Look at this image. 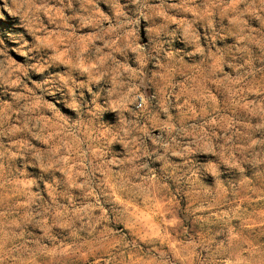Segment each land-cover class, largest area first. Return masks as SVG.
Listing matches in <instances>:
<instances>
[{"label": "clouds", "instance_id": "obj_1", "mask_svg": "<svg viewBox=\"0 0 264 264\" xmlns=\"http://www.w3.org/2000/svg\"><path fill=\"white\" fill-rule=\"evenodd\" d=\"M215 3L208 0L206 7ZM165 9L186 10L167 0H0V20L12 18L19 29L9 34L10 44L0 40V95L9 97L0 107V138H10L7 148L0 142V179L10 173L6 183L21 197L23 210L18 218L0 212V264H69L80 249L60 244L50 229L56 226L91 237L97 220L93 212L104 211L101 199L128 219L150 251H157L174 223L166 218L175 217L174 210L159 207L165 203L161 176L168 174L173 158L183 160L179 167L184 185L194 189L199 181L209 193L225 176L240 182L250 173H264V86L249 100L247 75L231 77L224 72V61L209 62L208 78L226 88L233 115H222L213 106L199 121L190 115L194 109L187 100L179 102V95L173 103L154 104L141 91L138 81L145 77L154 52H164L169 63L179 62L177 57L208 58L194 27L205 17L196 11L192 20L172 19ZM227 14L235 17L231 23L244 35L245 17L264 21V0H230ZM212 27L208 23L205 31ZM141 28L149 34L147 43L141 42ZM161 41H179L190 50H165ZM155 66L166 67L159 59ZM160 76L152 72L153 79ZM59 106L71 115H64ZM173 108L182 116L174 117ZM240 113L246 122L235 118ZM196 160L199 167L194 169L189 161ZM8 161L15 162L14 171ZM154 164L162 165L159 172ZM113 166L120 171L112 172ZM96 173L104 178H97L93 186ZM41 185L49 201L40 195ZM74 189L82 196L79 209L73 202ZM135 205L153 212L159 235L133 212ZM243 248L238 237L226 232L216 252L201 248L203 264H264V247L246 254Z\"/></svg>", "mask_w": 264, "mask_h": 264}, {"label": "rangeland", "instance_id": "obj_2", "mask_svg": "<svg viewBox=\"0 0 264 264\" xmlns=\"http://www.w3.org/2000/svg\"><path fill=\"white\" fill-rule=\"evenodd\" d=\"M150 2L159 3V0H150ZM229 2L230 0H216L213 7L208 8L206 7L208 0H167L170 4H183L186 9L185 11L165 9L172 19L192 20L193 12L196 11L205 17L194 27L201 36L200 42L208 53V58L206 61L200 56L183 60L177 57L179 62L169 63L164 57V52H160L159 56L154 52L145 70V77L138 81L141 91L152 97L154 104L173 103L179 95L181 104L187 100L188 105L194 109L190 113L194 121L205 118L207 113L212 111L213 106L218 107L222 115L232 116L233 113L227 107L226 88L208 78L206 69L208 63L212 61L216 63L224 61V72L231 77H236L238 74L247 75L248 99L256 97L257 90L264 86V51H262L264 21L245 17L248 20V30L241 35L240 30L231 23L235 17L227 14ZM100 7L111 14V9L106 4L101 3ZM207 17L211 19L208 20ZM155 23L162 25L163 22L157 20ZM208 23H211L213 27L205 31ZM15 24L16 21L12 18L0 20V40L5 44H10V33L15 34L19 31ZM140 39L142 43H147L149 40V34L144 28H141ZM160 43L164 45L165 50H190L189 45L179 41L175 44L165 41ZM15 58L21 59L18 56ZM157 59L166 67H156ZM229 64L233 66L229 67ZM133 66H136L135 63ZM152 72H159L161 76L153 79ZM45 75H52V73L47 72ZM33 78L43 79L40 76ZM29 87H32L30 81ZM8 100L7 95H0V107H3ZM59 107L64 115H71L64 112L62 106ZM172 115L179 118L182 113L173 108ZM235 118L241 123L247 120L243 113ZM107 119L114 121L112 116H108ZM0 142L7 148L10 138H0ZM33 143L37 142L33 141ZM169 164L168 174L161 176V182L166 185L161 193L165 203L159 207H171L175 217L170 214L166 217L174 219V223L169 225V230L163 237L164 243L159 245L158 250L150 251L149 245L130 227L128 219L114 212L109 203L101 199L100 204L104 211L94 210L93 215L97 220L95 232L91 237L85 233H79L78 236L72 235L67 229L56 226L50 229L51 236L60 244L70 249H80L79 255L70 260L69 264H172V261H176L177 264H203L201 248L208 246L216 252L226 232H232L235 237H238L239 242L244 245L242 251L245 254L250 249L264 247V173L260 176L250 173L248 179L240 182H234L231 177L225 176L218 179L215 189L209 193V190L199 181L194 189H189L183 184L179 167L183 164L182 159L173 158ZM189 165L195 169L199 167V162L198 160L189 161ZM7 166L14 171L16 164L8 161ZM153 166L159 172L162 165L154 164ZM119 171L118 167H112V172ZM211 171L215 174L216 169L212 168ZM31 174L36 175L34 169L31 170ZM8 175L10 173H5V177L0 179V184H4V187H0V212H4L9 218H18L23 215V210L19 207L22 199L15 195L6 183ZM97 178L104 177L101 173H96L93 186ZM49 183H51L50 180ZM204 183H211V180ZM42 189L43 185H41L40 195L45 201H49L48 192ZM72 197L77 209L83 207L82 196L78 189L72 191ZM157 199L159 200L160 196ZM60 202L67 206L66 199H61ZM129 203L132 204L131 201ZM72 210L67 208L69 212ZM132 210L138 214L153 235H159L151 210L142 205H135ZM222 216L223 219H220ZM44 231L49 232V228L46 226ZM101 237L106 239L101 241ZM169 254H171L170 258ZM213 264H220V262L214 261Z\"/></svg>", "mask_w": 264, "mask_h": 264}]
</instances>
